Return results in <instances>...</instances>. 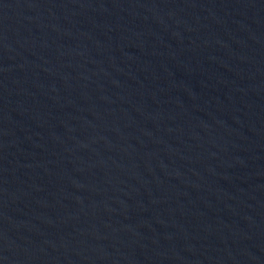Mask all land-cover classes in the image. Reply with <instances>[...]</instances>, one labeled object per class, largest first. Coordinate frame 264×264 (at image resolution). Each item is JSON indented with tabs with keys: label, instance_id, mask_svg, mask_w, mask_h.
I'll use <instances>...</instances> for the list:
<instances>
[{
	"label": "water",
	"instance_id": "obj_1",
	"mask_svg": "<svg viewBox=\"0 0 264 264\" xmlns=\"http://www.w3.org/2000/svg\"><path fill=\"white\" fill-rule=\"evenodd\" d=\"M0 264H264V0H0Z\"/></svg>",
	"mask_w": 264,
	"mask_h": 264
}]
</instances>
